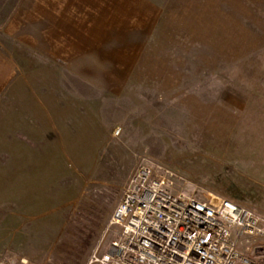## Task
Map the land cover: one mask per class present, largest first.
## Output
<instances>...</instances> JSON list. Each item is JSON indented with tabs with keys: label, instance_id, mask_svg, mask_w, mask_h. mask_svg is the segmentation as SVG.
Returning <instances> with one entry per match:
<instances>
[{
	"label": "rangeland",
	"instance_id": "rangeland-1",
	"mask_svg": "<svg viewBox=\"0 0 264 264\" xmlns=\"http://www.w3.org/2000/svg\"><path fill=\"white\" fill-rule=\"evenodd\" d=\"M0 52V261L108 251L142 161L264 218V0H0Z\"/></svg>",
	"mask_w": 264,
	"mask_h": 264
},
{
	"label": "built area",
	"instance_id": "built-area-1",
	"mask_svg": "<svg viewBox=\"0 0 264 264\" xmlns=\"http://www.w3.org/2000/svg\"><path fill=\"white\" fill-rule=\"evenodd\" d=\"M169 174L147 161L133 168L111 218L120 234L88 264H257L239 245L264 236V218L229 198L179 192Z\"/></svg>",
	"mask_w": 264,
	"mask_h": 264
},
{
	"label": "crops",
	"instance_id": "crops-1",
	"mask_svg": "<svg viewBox=\"0 0 264 264\" xmlns=\"http://www.w3.org/2000/svg\"><path fill=\"white\" fill-rule=\"evenodd\" d=\"M19 76V67L15 64L13 58H9L0 52V99L10 93L15 81ZM242 248H246L245 245H241ZM257 256V255H256ZM264 256V250L259 252L257 259H261Z\"/></svg>",
	"mask_w": 264,
	"mask_h": 264
}]
</instances>
